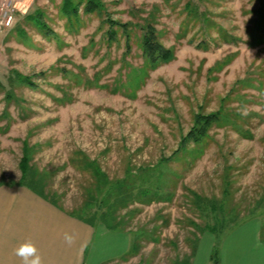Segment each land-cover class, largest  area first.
Listing matches in <instances>:
<instances>
[{"label": "rangeland", "instance_id": "obj_1", "mask_svg": "<svg viewBox=\"0 0 264 264\" xmlns=\"http://www.w3.org/2000/svg\"><path fill=\"white\" fill-rule=\"evenodd\" d=\"M101 1L113 20L130 23V51L122 29L107 41L97 12L85 15L82 6L71 23L61 13L64 0L15 1V22L0 33V183L20 180L27 142L30 163L49 175L48 189L62 195L66 211L77 210L95 190L88 162L111 181L130 167L141 187V168L170 157L199 110L221 108L235 123L213 126L200 153L191 154L189 143V151L155 169L171 198L121 211L133 249L140 246L124 264H174L190 256L189 238L198 231L191 222L205 220L189 190L216 199L230 193L192 259L202 262L210 250L212 264H264V0ZM36 12L54 37L29 22ZM150 14L174 57L147 68L136 88L134 73L145 66L139 25ZM15 72L33 76L36 86ZM88 79L96 84L87 86Z\"/></svg>", "mask_w": 264, "mask_h": 264}, {"label": "trees", "instance_id": "obj_2", "mask_svg": "<svg viewBox=\"0 0 264 264\" xmlns=\"http://www.w3.org/2000/svg\"><path fill=\"white\" fill-rule=\"evenodd\" d=\"M83 8V13L85 15L97 12L102 16V24L108 26L106 31V39L108 42H114L117 37V29H122L125 35L126 48L130 51L131 37L128 35V28L130 23H121L120 21L113 20L107 12L106 4L101 0H64L61 13L66 19L72 23L73 20H78L80 17L81 7ZM190 4H187L186 9H190ZM194 9L190 10V13ZM36 15H30L28 17L29 22L36 28L44 37H54L53 30L50 28L46 21V17L43 13L36 12ZM202 15L204 13H201ZM152 15L144 19L145 24L139 25L142 29L141 38V49L145 60V66L138 69L134 73V78L132 80L136 88L142 83L145 76H147V68H156L161 62H168L173 59L174 54L171 49L166 48L159 40L157 35V30L153 21ZM192 17H197L198 14H191ZM20 35H25L24 30L19 29ZM16 78H18L23 84L28 85L33 88L36 84L32 81L33 76H22L15 72ZM44 74H40V76ZM133 75V74H132ZM95 83V82H94ZM91 79L86 80V85H94ZM96 84V83H95ZM2 83L0 82V88ZM8 97V96H7ZM226 112L223 109H219L216 112L204 114L199 110L193 120V125L187 135H182L178 149L168 158L162 157L157 163V167L161 164H167L169 161L176 158L180 152L189 151L187 146L189 143H194L195 148L190 150V153L196 155L200 153V146L209 137L210 129L215 125H222L224 123H235L232 118V114ZM237 116V115H236ZM235 116V117H236ZM238 118V117H236ZM30 147L27 142H24L23 146V157L19 163V169L21 171V178L19 181L11 182H1L0 184H7L10 186L19 185L26 186L34 192L38 193L40 196L44 197L46 200L51 201L56 206L66 211L60 203L62 198L61 194L55 191H50L48 189L49 185V175L46 172H40L30 163L29 157ZM87 167V168H86ZM85 169L93 170V174L96 177V184L94 193L88 191V199L84 204L77 210L71 212L66 211L71 216H74L92 226L104 225L108 230L111 231H124L128 232L131 229L128 226L127 216H122L120 213L123 209L128 208L131 204L139 202L142 204H151L154 201L167 200L170 199L172 194L163 192L162 185H158L159 180L162 178L164 173L161 171L159 174L155 173L157 167H145L141 168V174L137 175L140 177L143 185L141 187L135 186V176L133 175V170L127 167V175L121 180L111 181L105 173H103L100 168L95 166L93 161L88 162ZM157 174V175H156ZM158 179L157 183L154 182V178ZM169 180L167 181L168 185ZM193 197V204L197 211H199L200 216L205 220L203 226L191 222V224L196 228L195 233L192 234L193 238H189L190 245L192 246V253L187 256L184 260H179L174 264H189L197 246V240L205 231L210 227L211 220L220 215V212H224L226 206L228 205L229 192H225V196L221 199L208 198L202 196L197 192L189 190ZM168 201V200H167ZM94 210V211H93ZM132 213L129 211V214ZM225 213V212H224ZM198 233V234H197ZM199 235V236H198ZM138 249H133L131 252H139ZM135 253H130L124 256L123 261L129 260ZM213 260V257H212ZM213 264H217L215 261Z\"/></svg>", "mask_w": 264, "mask_h": 264}, {"label": "crops", "instance_id": "obj_3", "mask_svg": "<svg viewBox=\"0 0 264 264\" xmlns=\"http://www.w3.org/2000/svg\"><path fill=\"white\" fill-rule=\"evenodd\" d=\"M66 232L75 237L71 245ZM130 233L92 226L26 186L0 184V264H22L14 249L29 239L43 264H124L140 254L123 261L132 251ZM189 264H212L210 250L202 262L195 257Z\"/></svg>", "mask_w": 264, "mask_h": 264}, {"label": "clouds", "instance_id": "obj_4", "mask_svg": "<svg viewBox=\"0 0 264 264\" xmlns=\"http://www.w3.org/2000/svg\"><path fill=\"white\" fill-rule=\"evenodd\" d=\"M74 239V235L67 232L64 233V241L66 244L71 245ZM14 255L20 258L22 264H43L39 249L30 239L16 247L14 249Z\"/></svg>", "mask_w": 264, "mask_h": 264}, {"label": "built area", "instance_id": "obj_5", "mask_svg": "<svg viewBox=\"0 0 264 264\" xmlns=\"http://www.w3.org/2000/svg\"><path fill=\"white\" fill-rule=\"evenodd\" d=\"M16 0H0V33L11 28L15 22Z\"/></svg>", "mask_w": 264, "mask_h": 264}]
</instances>
